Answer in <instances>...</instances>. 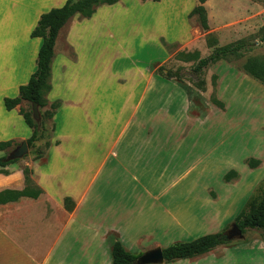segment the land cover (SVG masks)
<instances>
[{
  "label": "rangeland",
  "instance_id": "obj_1",
  "mask_svg": "<svg viewBox=\"0 0 264 264\" xmlns=\"http://www.w3.org/2000/svg\"><path fill=\"white\" fill-rule=\"evenodd\" d=\"M120 1L123 18L119 15L105 28L104 53L95 66V88L100 98L91 99L99 101L102 110L103 98L112 104L106 107L108 116H98L93 125L97 136L112 139L136 95L138 112L130 116L131 128L141 129L153 140L148 138L138 145V140L131 144H126V138L119 141L118 145L127 146L119 150L117 158L109 157L97 183L101 201L94 209L106 213L101 216L97 212L96 218L94 214L91 217L105 226L125 228V248L135 254L222 229L229 237V244L206 255L164 264H264L263 230L234 233V218L257 194L264 179V86L240 68L246 59L264 57V42L259 41L264 16L257 21L229 20L242 13L244 5L238 0H209V28L202 30L194 18H187L197 4L195 0H161L160 5ZM161 13L167 14L164 22ZM211 35L217 40L214 47L240 39L251 46L241 57L221 60L195 76L191 69L196 61L178 54L198 52L206 57L214 48L207 40ZM160 38L173 48L167 51ZM62 49L70 57L75 56L69 45L63 43ZM160 66L180 68L185 83L160 78L155 74ZM72 79L75 88L70 93L82 99L88 78L73 75ZM200 80L205 82L204 91L194 85ZM116 84L123 88H115ZM76 88L81 93L76 94ZM93 92L91 88L90 97ZM213 99L221 101L223 107L214 105ZM81 101L84 106L68 108L66 123L72 116L70 127L83 118L86 100ZM76 107L83 109L72 112ZM69 134L72 139L74 130ZM248 158L259 160L255 169L247 166ZM32 161L43 163L34 160L29 150L18 163ZM230 170H235L238 177L226 183L223 176ZM136 178L138 182L133 181ZM154 192L162 195L153 201L149 194ZM135 193L137 196H132ZM125 195L132 197L124 200ZM24 201L13 225H17L33 257L38 258L50 247L55 227L44 216L38 200ZM117 236L109 232L106 237L113 242ZM62 247L54 249L53 264L58 256L65 258Z\"/></svg>",
  "mask_w": 264,
  "mask_h": 264
},
{
  "label": "crops",
  "instance_id": "obj_2",
  "mask_svg": "<svg viewBox=\"0 0 264 264\" xmlns=\"http://www.w3.org/2000/svg\"><path fill=\"white\" fill-rule=\"evenodd\" d=\"M238 1L244 5V10L242 13H237L234 19L229 20L257 21L264 16V7L260 4L250 0ZM65 2L66 0H0V142L12 141L13 144L19 145L31 136V128L19 114V108L27 107V103L22 101L15 109L7 111L3 99L17 97L19 87L26 85L35 71L42 40L38 37L31 38L30 34L40 16L52 9V6L59 4L61 7ZM42 8L46 9L42 10ZM123 13L120 0L114 5H102L89 19L72 17L58 33L51 64L52 88L47 95L49 102L56 100L62 102L53 118L55 129L52 142L58 141V144L51 145L43 163L32 161L20 164L18 160L3 168L7 171L6 174H0V191H21L25 188L23 168L28 167L32 172L33 183L43 191L37 199L21 197L17 201L0 204V264H53V251L61 246L63 250L65 249L66 256L64 259H61V255L58 256L56 258L58 261L54 264H111L110 247L113 242L106 237L109 232L118 234V239L125 246L123 235L128 232L125 228L105 226L91 217L97 212L101 216L106 213L104 210L94 209L98 205L97 202L101 201L97 183L100 181L99 174L107 165L109 157L117 158L119 150L127 146L118 145L119 141L126 138L129 139L126 144H131L130 142L135 143L138 140V145L139 142L142 144L144 140L152 138L147 137L146 133L144 135L141 129L131 128L130 116L138 112L139 102L136 95L130 101L128 113L121 116L119 123L121 129L112 139H104L101 134L97 136L93 125L98 116L102 115L106 118V107L109 109L112 104V101L103 98L100 102L104 107L102 110L98 107L99 101H91L100 98L99 89L95 88L98 78L95 66L104 53L105 28L111 23L114 24L119 15L122 19ZM160 16L161 21L164 22L167 14L161 13ZM63 43L72 48L75 55L73 58L62 49ZM85 64L86 68L83 67ZM73 75L88 78L82 99H76L75 94L70 93L75 88L72 82ZM114 86L123 88L119 84ZM91 88L94 90L92 97H90ZM75 90L76 94L81 93L80 88ZM81 100H86L83 118L70 127L72 116L66 123L68 108L75 104L84 106ZM81 109L83 108L76 107L72 112ZM115 112L117 113V110ZM71 129L74 130L72 139L69 134ZM191 153V150L187 151L188 155ZM133 181L138 182V179ZM161 195L154 192L149 194V198L154 201ZM132 196H137V193ZM132 196L125 195L124 200ZM65 198L73 201L72 211L64 208ZM25 199L38 200L44 210V216L50 218L55 227L50 247L38 258L33 257L17 225H13L16 213L22 203H25ZM94 217L96 218L97 215L94 214Z\"/></svg>",
  "mask_w": 264,
  "mask_h": 264
},
{
  "label": "trees",
  "instance_id": "obj_3",
  "mask_svg": "<svg viewBox=\"0 0 264 264\" xmlns=\"http://www.w3.org/2000/svg\"><path fill=\"white\" fill-rule=\"evenodd\" d=\"M119 0H66L59 8H52L48 12L42 14L37 22V25L32 30L30 36L41 38L42 42L38 50L36 58V68L31 74L26 85L20 86L18 96L15 98H4L3 105L7 111L15 109L22 101L27 103L28 110L19 108V114L23 117L26 125L31 128V136L26 140L28 149L34 156V160L44 162L47 157V151L51 145H57L58 141L52 142V135L55 129L53 120L58 108L62 102L56 100L49 102L47 95L50 92L51 86V64L54 58L55 41L60 29L66 22L74 16L81 19H89L96 12L97 8L102 5H114ZM144 2H160L161 0H139ZM207 0H197V4L190 10L187 15L188 19H195L202 30H208V15L205 7ZM264 7V0H250ZM259 41L264 42V26L259 28ZM209 45L214 47L217 40L214 36L207 38ZM163 47L169 51L173 48V44H167L163 38H160ZM251 45L243 39L233 43L214 47L209 55L200 57L198 52L191 54L179 53L178 55L185 60L192 59L196 61L191 71L193 74L201 76L204 71L211 65L221 61L230 60L241 57L248 51ZM72 55V53H70ZM241 70L264 86V57L246 59L241 65ZM181 69L172 70L160 66L155 71V74L160 78L170 81L185 83L181 75ZM197 90L204 91L205 82L200 80L196 82ZM36 103L40 113V123L32 118L31 104ZM214 105L223 107V103L217 99H213ZM50 123V128L47 123ZM12 141L0 142V152L6 151L17 146ZM5 156L0 157V174H6L3 168L8 164L15 163L18 160L6 161ZM246 164L249 168L255 169L259 160L248 158ZM25 179V188L21 191L3 190L0 191V204L17 201L21 197L37 199L43 191L37 187L31 178L32 172L28 167L23 168ZM238 174L235 170H230L223 176V181L229 183L232 179L237 178ZM64 208L67 211H72L74 203L70 198H65L63 201ZM234 225L244 234L247 229L263 230L264 241V179L257 190V194L252 196L245 204L244 209L234 218ZM229 244L228 236L225 229L216 233L205 234L193 240L185 242H175L167 247L162 248L164 263H172L178 260L193 259L208 254L219 246ZM111 264H134L138 255L125 248L123 243L115 239L111 245Z\"/></svg>",
  "mask_w": 264,
  "mask_h": 264
},
{
  "label": "water",
  "instance_id": "obj_4",
  "mask_svg": "<svg viewBox=\"0 0 264 264\" xmlns=\"http://www.w3.org/2000/svg\"><path fill=\"white\" fill-rule=\"evenodd\" d=\"M31 112H32V118L37 122V124H39L40 113L36 103L31 104ZM28 151L29 149L26 141H22L19 143L18 146H16L15 148L9 151V153L5 156V160L6 161L20 160L27 155ZM234 233L241 235V232L236 228L235 225H234ZM163 263H164V258L161 247H155L153 249H149L141 253L136 257L134 261V264H163Z\"/></svg>",
  "mask_w": 264,
  "mask_h": 264
}]
</instances>
